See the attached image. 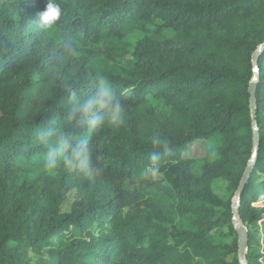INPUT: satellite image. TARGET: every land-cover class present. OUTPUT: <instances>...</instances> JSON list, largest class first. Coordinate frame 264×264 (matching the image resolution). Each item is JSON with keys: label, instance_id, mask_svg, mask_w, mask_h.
Listing matches in <instances>:
<instances>
[{"label": "trees", "instance_id": "trees-1", "mask_svg": "<svg viewBox=\"0 0 264 264\" xmlns=\"http://www.w3.org/2000/svg\"><path fill=\"white\" fill-rule=\"evenodd\" d=\"M57 3L44 29L46 0H0V264H239L232 198L251 157L264 0ZM256 64L258 150L238 206L246 264H264V45ZM98 78L122 98L119 126L68 118ZM61 138L87 141L91 176L43 167ZM221 226L228 242L215 240Z\"/></svg>", "mask_w": 264, "mask_h": 264}, {"label": "clouds", "instance_id": "clouds-1", "mask_svg": "<svg viewBox=\"0 0 264 264\" xmlns=\"http://www.w3.org/2000/svg\"><path fill=\"white\" fill-rule=\"evenodd\" d=\"M62 15L57 0H46L45 7L37 14L40 26L44 29L53 27ZM71 46L68 51L71 52ZM75 98V92L70 94ZM123 101L113 86L103 78H98L95 91L83 100L74 99L68 118L76 120L79 124H87L96 128L105 122L119 126L122 122ZM153 145L166 143L159 138H152ZM167 151V148L165 149ZM62 157V159H58ZM150 160L153 166L144 171V175L154 176L158 171L160 155L153 152ZM64 166L74 172L91 176L96 169L93 167V153L86 140L72 144L68 138H61L55 146H48L43 157V167L48 171H55Z\"/></svg>", "mask_w": 264, "mask_h": 264}, {"label": "water", "instance_id": "water-1", "mask_svg": "<svg viewBox=\"0 0 264 264\" xmlns=\"http://www.w3.org/2000/svg\"><path fill=\"white\" fill-rule=\"evenodd\" d=\"M264 43L259 44L257 47L256 52L254 53L252 60H253V74L250 79L249 85H248V93H249V106H250V113H251V119H252V127H253V136H252V147H251V157L247 162V165L245 167L244 172L242 173V176L239 180L237 189L235 191V194L233 196V204H232V217H231V224L233 226V229L237 235V260L239 264H246L245 261V252H246V241H247V234H246V228L242 225L241 221L238 218V206L240 203V194L242 192V189L245 185V183L248 180V177L250 175V172L252 170V167L255 162L256 153L258 150V128L255 121V109H254V92L256 88V80L258 77V69H257V56L259 51L261 50Z\"/></svg>", "mask_w": 264, "mask_h": 264}, {"label": "rangeland", "instance_id": "rangeland-1", "mask_svg": "<svg viewBox=\"0 0 264 264\" xmlns=\"http://www.w3.org/2000/svg\"><path fill=\"white\" fill-rule=\"evenodd\" d=\"M136 35H132L131 38H135ZM196 148V144H192L190 145V151L194 154V155H201L202 154V149H195ZM214 186V191L215 193L220 196L221 198H226L227 197V183L226 181H223L221 179L216 180L213 183ZM233 200V198H232ZM264 200V195H262L261 197L258 198V200L254 203V205H261V203ZM70 202H71V195H69L68 200L63 204L62 209L63 210H68L69 206H70ZM221 232L223 233V235H218L219 231H216L217 236L215 237L216 242H228L229 241V236L227 234V231L224 227L221 226Z\"/></svg>", "mask_w": 264, "mask_h": 264}]
</instances>
